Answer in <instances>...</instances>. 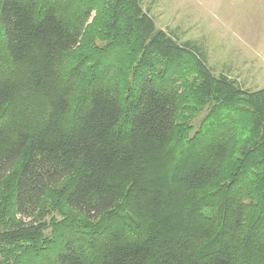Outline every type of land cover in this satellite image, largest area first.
Here are the masks:
<instances>
[{
	"label": "trees",
	"instance_id": "1",
	"mask_svg": "<svg viewBox=\"0 0 264 264\" xmlns=\"http://www.w3.org/2000/svg\"><path fill=\"white\" fill-rule=\"evenodd\" d=\"M0 264H264V86L142 0H0Z\"/></svg>",
	"mask_w": 264,
	"mask_h": 264
},
{
	"label": "rangeland",
	"instance_id": "2",
	"mask_svg": "<svg viewBox=\"0 0 264 264\" xmlns=\"http://www.w3.org/2000/svg\"><path fill=\"white\" fill-rule=\"evenodd\" d=\"M157 27L195 43L215 74L264 86V0H142Z\"/></svg>",
	"mask_w": 264,
	"mask_h": 264
}]
</instances>
